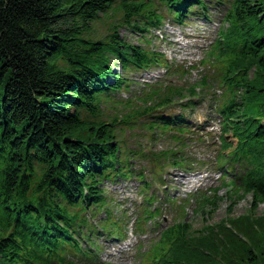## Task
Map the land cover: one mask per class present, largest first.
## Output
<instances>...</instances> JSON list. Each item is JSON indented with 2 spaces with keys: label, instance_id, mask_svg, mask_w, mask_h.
<instances>
[{
  "label": "trees",
  "instance_id": "1",
  "mask_svg": "<svg viewBox=\"0 0 264 264\" xmlns=\"http://www.w3.org/2000/svg\"><path fill=\"white\" fill-rule=\"evenodd\" d=\"M218 2L229 3L224 17L228 26L220 29L201 62L211 65L214 79L205 74L191 85L170 79L145 83L134 112L153 119L151 131L174 132L170 137L179 151H160L155 158L160 163L171 157L178 164L190 132L182 126L185 117L156 112L178 102L183 108L195 106L193 98L212 88V82L224 88L216 105L222 116V149L232 147L225 135H234L237 143L229 162L241 164L244 173L238 180H225V173L221 187L192 195L202 215L217 207L222 187L230 199L242 192L251 196V212L264 203V0ZM209 4L0 0V264H110L99 259L98 240L123 232L105 184L136 175L145 193L150 182L143 169H131L130 161L135 157L154 164L155 153L128 150L118 135L122 126L135 125L134 115L112 116L108 107L124 102L117 96L129 91L133 73L162 65L174 77L197 68L171 64L162 53L124 39L119 29L129 26L146 33L168 19L186 24L200 12L209 18ZM106 19L110 23L102 34L98 25ZM160 166L149 168L152 176ZM153 196L138 206L139 233L159 215L149 205ZM192 196L175 201L179 222L162 232L161 251L139 254V264H264V226L254 227L261 241L241 229L248 214L194 231L180 220L186 218ZM101 212L106 218H99Z\"/></svg>",
  "mask_w": 264,
  "mask_h": 264
},
{
  "label": "rangeland",
  "instance_id": "2",
  "mask_svg": "<svg viewBox=\"0 0 264 264\" xmlns=\"http://www.w3.org/2000/svg\"><path fill=\"white\" fill-rule=\"evenodd\" d=\"M208 2L210 3V19L192 16V24L183 27L173 24L168 19L162 29L151 30L149 33H141L129 26H122L119 33L129 42L163 53L171 62L184 63L186 67L197 66L191 74L174 77L161 76L158 80L170 79L174 84L181 86L197 83L205 74L208 75L210 80L211 78L214 79L211 65L209 63L201 64V61L206 57V48L216 39L220 28H227L228 26V23H224V17L229 3L220 4L218 0H208ZM106 20L103 24L98 25V29L102 34L107 32L108 23H110V20ZM112 65L119 72H123L117 60H113ZM153 68L131 74L133 84H131L129 91H123L117 96L123 99L124 102L118 103L117 107L111 105L108 107L112 116L117 115L122 118L124 115L132 113L134 115L135 125L133 127L122 126V130L118 135V138L123 140L128 150L142 149L148 153H155L154 164L135 157H132L130 161L133 171L138 172L143 169L144 177L150 182L151 186L143 193L142 180L134 176L129 180L119 179L118 182L107 183L106 190L109 201L113 205V217L118 218L122 225L130 228L133 226L138 216V213H136L137 206L144 205L145 199L151 197V195H154V198L151 203L149 202V205L152 209H159V215L152 220V224L148 225L146 231L148 234L142 237L143 246L141 249H138L137 246L139 243L138 238L132 235H129L128 240L121 245L117 237L101 236L98 241L102 247L99 258L110 264H139V253L147 252L148 248L152 252L153 250L160 252L159 248L164 246L158 244L161 239L160 232L179 222L175 220V217H177L175 209L178 205L175 203L182 198L189 197L198 189L199 191H205L221 187L223 177L218 173L223 172L218 169L219 166H223L219 162L220 151L225 155L224 158H221L225 167H231L229 161L232 155L229 154L237 143L234 135L227 133L225 138L232 144V147L225 151L221 149L222 117L216 112V105L222 100L224 88L219 87L216 82H212V88L206 87L205 92L202 90L204 94L201 95L204 96L193 98L198 101L195 107H190L188 108L190 110L184 111L186 117H188V126L192 130L184 137L186 145L183 148L180 147L182 150L179 153L178 164H175L171 157L158 163L155 157L160 151L167 149L179 151V144L170 137L174 132L164 134L158 129L151 131L148 124L153 119L146 114L134 113L141 105V101L136 96L144 88V83H157L156 76L160 75V71ZM152 72H154L153 75H151ZM200 89L201 86L198 90ZM180 104L178 102L167 105V107L159 109L156 113L177 115L182 112ZM157 164H161V166L155 176H152L149 168L152 169ZM239 166L234 165L233 170L227 174L225 180H229L230 177L238 179L244 173L242 165ZM242 193L237 196L232 194L233 199H230L227 189L222 187L218 194L222 198L217 202V207L214 209L210 206L207 211L212 210L211 214L204 215L196 212L197 204L195 199H192L185 211L187 215L184 217L186 218H180V220L188 222V225L195 231L207 224L214 225L229 217L236 219L237 217H245L248 214L249 218L243 219L244 224L242 223L241 229L248 235H256L255 237L261 241V236L255 233L254 227L257 226L256 224L260 227L264 226V203L256 211L251 212V196H244ZM168 197H170V200H167ZM99 218H106L105 212H101ZM94 222H97V219ZM156 222L158 224L155 226L154 223ZM227 226L232 229L229 222H227ZM255 237L254 240H257Z\"/></svg>",
  "mask_w": 264,
  "mask_h": 264
},
{
  "label": "bare ground",
  "instance_id": "3",
  "mask_svg": "<svg viewBox=\"0 0 264 264\" xmlns=\"http://www.w3.org/2000/svg\"><path fill=\"white\" fill-rule=\"evenodd\" d=\"M177 176V175H176ZM176 176H174V177H176ZM180 180V179H179Z\"/></svg>",
  "mask_w": 264,
  "mask_h": 264
}]
</instances>
